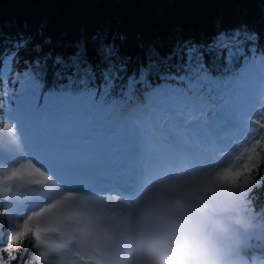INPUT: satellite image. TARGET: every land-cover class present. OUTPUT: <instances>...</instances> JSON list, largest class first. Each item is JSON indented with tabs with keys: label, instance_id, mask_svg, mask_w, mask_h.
I'll return each mask as SVG.
<instances>
[{
	"label": "snow or ice",
	"instance_id": "1",
	"mask_svg": "<svg viewBox=\"0 0 264 264\" xmlns=\"http://www.w3.org/2000/svg\"><path fill=\"white\" fill-rule=\"evenodd\" d=\"M128 40L106 26L53 35L48 21L0 37V138L8 134L0 161L7 154L10 165L0 180L4 251L27 240L41 264H104L73 250L70 222L85 203L136 201L142 183L169 167L214 172L246 198L261 184L264 37L245 22L217 21L209 35L141 41L136 56ZM205 155L223 163L194 168ZM12 184L31 191L9 196ZM239 257L264 264V231L244 237Z\"/></svg>",
	"mask_w": 264,
	"mask_h": 264
},
{
	"label": "clouds",
	"instance_id": "2",
	"mask_svg": "<svg viewBox=\"0 0 264 264\" xmlns=\"http://www.w3.org/2000/svg\"><path fill=\"white\" fill-rule=\"evenodd\" d=\"M246 196L187 165L153 186L141 214L119 240L121 264H240L244 237L264 230ZM88 229L85 243L93 238Z\"/></svg>",
	"mask_w": 264,
	"mask_h": 264
},
{
	"label": "trees",
	"instance_id": "3",
	"mask_svg": "<svg viewBox=\"0 0 264 264\" xmlns=\"http://www.w3.org/2000/svg\"><path fill=\"white\" fill-rule=\"evenodd\" d=\"M39 21H48L53 35L72 36L81 28L98 26L119 29L129 37L126 52L136 56L141 41L167 46L177 36L209 35L217 21L225 27L245 22L264 37V0H0V37L14 33L24 22ZM21 70L23 65L17 69ZM4 172H0V180ZM254 175L261 184L248 193L247 200L261 218L264 163ZM6 238H0V264H21L20 249L3 250ZM23 264L28 263L23 260Z\"/></svg>",
	"mask_w": 264,
	"mask_h": 264
},
{
	"label": "rangeland",
	"instance_id": "4",
	"mask_svg": "<svg viewBox=\"0 0 264 264\" xmlns=\"http://www.w3.org/2000/svg\"><path fill=\"white\" fill-rule=\"evenodd\" d=\"M162 2L163 1H160V3H162ZM165 2H167V1H165ZM6 106H7V104H6ZM4 121L6 123L5 126H7L8 121L6 119ZM7 138H8V134L4 133L3 137L0 138V143H3V144L6 145L7 144ZM20 155L22 156L23 153L21 152ZM202 159L211 160V164H213V165H218L220 163H223V161L218 157V155H214L211 159H208V157L205 155ZM6 160H7V154H5L4 159L2 161H0V170H1L0 172H3L6 169L8 170V168L10 167V165L7 163ZM22 162H27V161H22ZM10 186L13 188V191H12V193L7 194L9 196H13V195L19 194L20 196L23 197V196L28 195V193L31 191L30 189H27V188L17 187L15 184H12ZM49 186H51L53 188V191H55L54 190V185H51L50 181H49ZM62 194H63V192L62 193H57L55 196L57 198H59V196H61ZM4 203L7 204L8 201L5 200ZM5 211H0V217H3L5 215ZM263 217L264 216H262L261 218H263ZM68 230H69V233H76V231L71 229L70 227H68ZM261 231H264V230H261ZM7 235H8V232H7L6 221L0 219V238L2 237V241H4V239L7 237ZM49 239L52 240L53 242H55L56 237H49ZM28 247H29L28 246V242L26 240L24 248L20 249V258H21V253H25V250L27 249L24 261H27L28 264H41V261L34 259L35 254H32V255L28 254ZM77 249L80 250V251H83L82 248L80 249V248L77 247L75 250H77Z\"/></svg>",
	"mask_w": 264,
	"mask_h": 264
},
{
	"label": "bare ground",
	"instance_id": "5",
	"mask_svg": "<svg viewBox=\"0 0 264 264\" xmlns=\"http://www.w3.org/2000/svg\"><path fill=\"white\" fill-rule=\"evenodd\" d=\"M51 183H53V181H51ZM94 211L91 214H87L89 213V209L87 207H84V211H79L78 215L70 222L69 226H73V227H87V228H92L94 229V233H93V238L91 240V243L86 246L83 250V252H87L90 254H99L102 259H103V254H108L109 249L106 247L105 243L102 242V240L100 239V237L98 236V231H97V227L94 226L93 224V220L94 217L99 213V207L97 205H91ZM113 208L120 210L121 212H123V210H121V208L119 209L116 204L113 203L112 205ZM77 221H79V224H77ZM131 228V226H130ZM117 232H118V236L121 238L123 236V229L120 225H118L117 227ZM97 240V241H96ZM36 249L35 248H29L28 247V254L32 255L35 254ZM104 260V264H108L105 259ZM115 263V261H113Z\"/></svg>",
	"mask_w": 264,
	"mask_h": 264
}]
</instances>
